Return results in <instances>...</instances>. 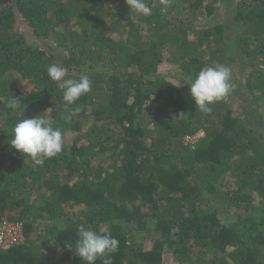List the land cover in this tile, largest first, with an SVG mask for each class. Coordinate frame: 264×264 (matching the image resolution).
Here are the masks:
<instances>
[{
	"label": "trees",
	"instance_id": "trees-1",
	"mask_svg": "<svg viewBox=\"0 0 264 264\" xmlns=\"http://www.w3.org/2000/svg\"><path fill=\"white\" fill-rule=\"evenodd\" d=\"M147 3L144 17L125 0H0V222L23 235L0 264H85L81 224L118 239L111 264H264V0ZM164 49L182 78L159 74ZM51 64L91 91L66 104ZM220 64L255 102L194 105L186 82ZM37 115L66 145L43 166L9 143Z\"/></svg>",
	"mask_w": 264,
	"mask_h": 264
},
{
	"label": "clouds",
	"instance_id": "clouds-1",
	"mask_svg": "<svg viewBox=\"0 0 264 264\" xmlns=\"http://www.w3.org/2000/svg\"><path fill=\"white\" fill-rule=\"evenodd\" d=\"M125 2L130 11L137 15L144 17L152 15V8L147 0H125ZM162 3L167 6L169 0H162ZM47 73L63 92V100L68 105L74 104L91 91L92 81L87 74H81L78 79L70 77L69 69L58 64L49 65ZM230 81L231 69L220 64L202 68L194 79L186 83L189 85L194 105L200 111L210 113L211 105L223 100L234 90ZM21 106L20 99L14 96L7 104V107L14 111ZM73 111L79 112L80 108L77 107ZM64 119L70 120L71 114ZM10 136L11 147L24 157L30 158L34 166H43L45 160L57 157L66 147L61 129L41 115L17 121ZM77 236L75 254L85 264H95L98 259H103L104 264H111V255L118 251L119 241L112 235L109 228L97 231L81 224L78 226ZM66 246L72 248L71 245Z\"/></svg>",
	"mask_w": 264,
	"mask_h": 264
},
{
	"label": "rangeland",
	"instance_id": "rangeland-1",
	"mask_svg": "<svg viewBox=\"0 0 264 264\" xmlns=\"http://www.w3.org/2000/svg\"><path fill=\"white\" fill-rule=\"evenodd\" d=\"M225 13H226L225 3H222L221 7L218 9V13L215 15V17L221 18ZM161 57L162 58H161V63L159 64V67H158V72L162 77L172 78V79L174 78L175 80H178L177 78L183 77L181 75L180 68L177 65H175L172 61H170L171 55H170L169 51L164 49L162 51ZM235 71H236L235 76L239 77V75H240L239 70L236 68ZM236 83H231V84L234 86V85H236ZM237 88H238V86H237ZM256 94H258V93H256ZM230 97L233 98L232 101L234 102L233 104H234L235 108H239V106L243 108L244 105L249 101V99H250L251 103L255 102L254 100H251V98L246 96V92H245V95H243L242 97L239 96V94H237V93H232ZM256 112H257V110H256ZM257 113L259 114V112H257ZM259 115H261L258 117L259 121L264 119V114L262 112ZM145 246H148V243H145Z\"/></svg>",
	"mask_w": 264,
	"mask_h": 264
},
{
	"label": "built area",
	"instance_id": "built-area-1",
	"mask_svg": "<svg viewBox=\"0 0 264 264\" xmlns=\"http://www.w3.org/2000/svg\"><path fill=\"white\" fill-rule=\"evenodd\" d=\"M202 135V131H198L194 135H185L184 143L193 144ZM21 240H23V235L20 222L6 220L0 222V247L6 248L10 245L19 243Z\"/></svg>",
	"mask_w": 264,
	"mask_h": 264
}]
</instances>
